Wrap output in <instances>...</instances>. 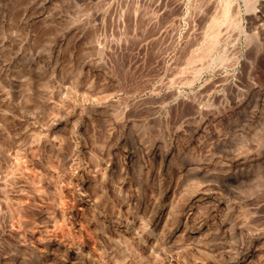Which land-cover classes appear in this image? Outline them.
Here are the masks:
<instances>
[{
    "label": "rangeland",
    "instance_id": "1",
    "mask_svg": "<svg viewBox=\"0 0 264 264\" xmlns=\"http://www.w3.org/2000/svg\"><path fill=\"white\" fill-rule=\"evenodd\" d=\"M0 264H264V0H0Z\"/></svg>",
    "mask_w": 264,
    "mask_h": 264
},
{
    "label": "bare ground",
    "instance_id": "2",
    "mask_svg": "<svg viewBox=\"0 0 264 264\" xmlns=\"http://www.w3.org/2000/svg\"><path fill=\"white\" fill-rule=\"evenodd\" d=\"M226 13H227V12H226ZM226 13H225V14H226ZM131 93H132V92H131ZM134 94H136V93H134ZM131 95H132V94H131Z\"/></svg>",
    "mask_w": 264,
    "mask_h": 264
}]
</instances>
